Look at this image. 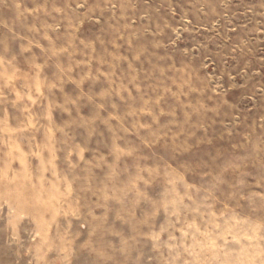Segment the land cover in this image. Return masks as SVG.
<instances>
[{
	"label": "rangeland",
	"instance_id": "374dc122",
	"mask_svg": "<svg viewBox=\"0 0 264 264\" xmlns=\"http://www.w3.org/2000/svg\"><path fill=\"white\" fill-rule=\"evenodd\" d=\"M0 264H264V0H0Z\"/></svg>",
	"mask_w": 264,
	"mask_h": 264
}]
</instances>
